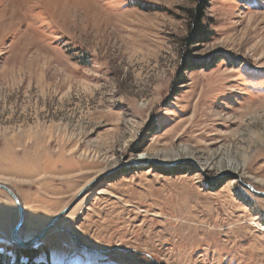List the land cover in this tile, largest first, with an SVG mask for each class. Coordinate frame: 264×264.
Returning <instances> with one entry per match:
<instances>
[{
  "label": "rangeland",
  "instance_id": "1",
  "mask_svg": "<svg viewBox=\"0 0 264 264\" xmlns=\"http://www.w3.org/2000/svg\"><path fill=\"white\" fill-rule=\"evenodd\" d=\"M110 170L29 246L37 261L264 264V196L237 179L264 191V0H0V183L20 239ZM17 220L0 189L13 255Z\"/></svg>",
  "mask_w": 264,
  "mask_h": 264
},
{
  "label": "water",
  "instance_id": "2",
  "mask_svg": "<svg viewBox=\"0 0 264 264\" xmlns=\"http://www.w3.org/2000/svg\"><path fill=\"white\" fill-rule=\"evenodd\" d=\"M180 161H177L175 163H179ZM135 163V162H134ZM165 166H170L172 164H162ZM115 170V169H113ZM113 170H110L109 172L103 174L102 176H99L95 179H92L90 182H88L87 184H85L83 186V188L78 192L74 202H72L71 204H69L68 206H66L64 209H62L60 212H58L49 222L48 224L42 229V231L33 239H31L28 242H23L20 237H19V232H20V228L22 226V224L25 221V212H24V208L18 198V196L15 194V192L8 187L7 185L0 183V189L5 191L14 201V203L16 204L17 207V211H18V220L15 223L14 227L12 228L11 231V237L13 239V242L15 243V245L19 248H25V247H29L32 246L34 244H36L37 242H39L46 234V232L53 226V224L65 213H67L72 206L76 203V201L78 199H80L83 194L85 193V191L94 183L96 182L98 179L102 178L103 176L107 175L108 173L113 172ZM238 178V182L246 189H248L250 192H252L253 194L259 195V196H264V191H260L254 188V186H252L249 183H246L245 181H243L241 179L240 176H237Z\"/></svg>",
  "mask_w": 264,
  "mask_h": 264
},
{
  "label": "trees",
  "instance_id": "3",
  "mask_svg": "<svg viewBox=\"0 0 264 264\" xmlns=\"http://www.w3.org/2000/svg\"><path fill=\"white\" fill-rule=\"evenodd\" d=\"M198 31H201L199 25L196 26ZM189 170H186V173ZM16 254L13 255L8 251L0 250V264H47L44 261H37L38 252L30 247L19 248L16 246Z\"/></svg>",
  "mask_w": 264,
  "mask_h": 264
},
{
  "label": "bare ground",
  "instance_id": "4",
  "mask_svg": "<svg viewBox=\"0 0 264 264\" xmlns=\"http://www.w3.org/2000/svg\"><path fill=\"white\" fill-rule=\"evenodd\" d=\"M188 157H190V158H194V157H192V156H188ZM149 158V156L147 155V154H145V153H141V154H139L138 156H137V158H136V160L138 161V162H145L147 159ZM195 159V158H194ZM196 160V159H195ZM197 161V160H196ZM225 161H226V163H224L225 164V167H224V171L222 172V173H227V174H229V175H232V174H239L238 172L240 171V169H242V163L241 164H238V163H234L232 160H230V159H225ZM200 162V161H199ZM200 164V167L201 168H204L205 167V164L206 163H204V162H200L199 163ZM234 179H236V178H234ZM91 181V180H90ZM87 184V183H86ZM83 188V187H82ZM81 188V189H82ZM80 189V190H81Z\"/></svg>",
  "mask_w": 264,
  "mask_h": 264
}]
</instances>
